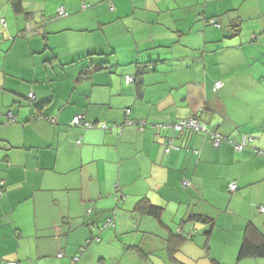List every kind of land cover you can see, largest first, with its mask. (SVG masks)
<instances>
[{"label":"crops","instance_id":"0c3cea01","mask_svg":"<svg viewBox=\"0 0 264 264\" xmlns=\"http://www.w3.org/2000/svg\"><path fill=\"white\" fill-rule=\"evenodd\" d=\"M19 8L0 0V264H264L238 257L264 240V0ZM195 114L231 141L151 127Z\"/></svg>","mask_w":264,"mask_h":264},{"label":"built area","instance_id":"2783aa9c","mask_svg":"<svg viewBox=\"0 0 264 264\" xmlns=\"http://www.w3.org/2000/svg\"><path fill=\"white\" fill-rule=\"evenodd\" d=\"M88 7V4H83L82 8L85 9ZM68 15V12L66 11L64 6H59L56 9V12L54 15H52L51 17L48 18H43V20L46 21H53L56 18H61V17H66ZM125 83L129 84L132 83L134 78L131 75H125L124 77ZM219 83H216V87H218ZM28 99L29 100H34L35 99V95L33 93H28ZM124 113L126 115L129 114V109H125ZM11 120H13V116L11 114H9L8 116ZM126 123L127 124H132L133 122L129 119H126ZM69 124L71 126H77V127H81V128H91L93 126L92 123L85 121L81 115H74L71 119V121L69 122ZM106 125L102 124L101 127L105 128ZM161 128L166 129V130H171L173 132H177L179 134L185 132V131H192V132H197V133H204L206 132L208 134V139L210 140L211 144L213 146H218L219 142L222 139L221 134H219L217 131L213 130V129H209L206 124L204 122H200L197 119L194 118H186V119H181L180 121L176 122V123H171V124H164V125H160ZM246 141V137L244 136L242 139V143L237 145V148H241V146L243 145V143ZM166 147L167 149L169 148H173V141L172 138H167V142H166ZM183 185H187L188 183L186 181H183L182 183ZM2 186L3 183L0 182V197L2 196ZM228 189L230 191H234L236 189V184L234 182L229 184ZM260 211L264 210V207H260L259 208ZM113 225V219L111 217L107 218L103 223H102V228H106L109 226ZM81 252V251H80ZM61 253H58V257H61ZM78 260L77 256H74L72 258V262L70 264H75L76 261ZM6 264H17L16 262L12 261V262H7Z\"/></svg>","mask_w":264,"mask_h":264},{"label":"trees","instance_id":"16d2710c","mask_svg":"<svg viewBox=\"0 0 264 264\" xmlns=\"http://www.w3.org/2000/svg\"><path fill=\"white\" fill-rule=\"evenodd\" d=\"M11 5H13V8H14V10H16V11H20L19 9V5H20V0H11ZM68 16V15H67ZM66 16V17H67ZM51 17V16H50ZM62 18H65V17H61V18H56V19H54L53 21H56V20H59V19H62ZM44 22H46V23H49V22H53V21H46V20H43ZM214 23V25H217V23L214 21L213 22ZM0 25L1 26H5L4 25V23H3V21H2V19H0ZM131 76H133V75H131ZM133 78H134V80H133V82L135 81H137V77H135V76H133ZM129 112H130V109H129ZM188 118H194V119H197V120H199L200 122H204L205 124H206V126H207V123H206V121L204 120V119H202L199 115H193L192 117H188ZM126 119H129L128 118V115H126L125 114V121H124V123L125 124H127L126 123ZM183 119H186V118H183ZM129 120H131L133 123H132V125H137L138 127H140V128H142V127H145V125H146V122L144 121V120H139V121H137V120H132V119H129ZM181 120V119H180ZM180 120H178V121H180ZM178 121H176V122H178ZM176 122H172V123H176ZM171 124V123H170ZM129 125H131V124H129ZM160 125H164V123H162V124H152L151 125V127L152 128H156V127H160L161 128V126ZM169 131H171V130H169ZM216 131V130H215ZM218 132V131H217ZM174 133V132H173ZM183 133H187V134H194V133H197V132H192V131H185V132H183ZM219 133V132H218ZM182 134V133H181ZM220 134V133H219ZM221 136H222V139L223 140H226V141H231V139L229 138V137H227V136H224V135H222L221 134ZM172 138V141H173V136H169L168 138ZM209 140V139H208ZM247 140L248 139H246V141L243 143V145L242 146H246L247 145ZM222 141V140H221ZM220 141V142H221ZM220 142H219V144H220ZM209 143L211 144V142H210V140H209ZM242 143V142H241ZM241 143H239V144H241ZM218 144V145H219ZM173 145H174V147L172 148V149H174V148H178V146L177 145H175L174 143H173ZM212 145V144H211ZM213 146V145H212ZM241 146V147H242ZM213 147H215V146H213ZM217 147V146H216ZM255 152L256 153H261L262 151H260V149H255ZM232 182H234L235 184H236V181H231L230 183H232ZM183 183V182H182ZM229 183V184H230ZM183 185V184H182ZM188 185V184H187ZM187 185H183L182 187H185V186H187ZM228 187H229V185H228ZM236 189H237V185H236ZM236 189L234 190V191H236ZM228 191L229 192H234V191H230L229 189H228ZM160 207L159 206H153V205H151V206H149V210H150V212L154 215V216H156V217H158V215H159V213H160ZM192 218L194 219V220H196V221H198V222H201V223H204V224H207V225H210L209 226V229L208 230H206V231H204V234L205 235H209V233H210V230H211V227H212V224H213V219L212 218H210V217H208V216H206V215H203V214H192ZM79 253H81V252H79ZM79 253H78V255H76L77 257L79 256ZM250 256H257V257H263L264 258V240L263 241H261V242H259V243H252L248 238H246V237H244L243 239H242V242H241V244H240V248H239V252H238V257L239 258H243V257H250ZM79 258V257H78ZM72 262V261H71ZM76 264V263H75Z\"/></svg>","mask_w":264,"mask_h":264}]
</instances>
